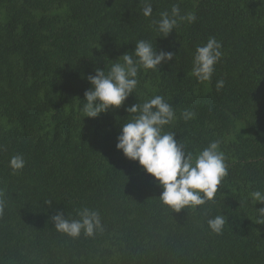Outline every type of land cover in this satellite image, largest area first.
Segmentation results:
<instances>
[{"label":"trees","instance_id":"1","mask_svg":"<svg viewBox=\"0 0 264 264\" xmlns=\"http://www.w3.org/2000/svg\"><path fill=\"white\" fill-rule=\"evenodd\" d=\"M149 2L144 17V0H0V264H264V202L251 197L264 192V0ZM173 4L196 20L158 37L152 22ZM210 37L223 55L211 81L199 82L192 60ZM141 39L174 59L141 70L119 108L83 117L87 77ZM155 95L173 106L177 119L164 130L187 151L221 142L228 174L204 205L171 211L155 179L115 147L134 115L126 108ZM184 110L195 117L185 121ZM15 155L25 160L17 172ZM85 207L103 231L55 230L58 211L79 219ZM220 214L217 235L207 220Z\"/></svg>","mask_w":264,"mask_h":264},{"label":"clouds","instance_id":"2","mask_svg":"<svg viewBox=\"0 0 264 264\" xmlns=\"http://www.w3.org/2000/svg\"><path fill=\"white\" fill-rule=\"evenodd\" d=\"M153 8L149 0H144L142 15L149 17ZM196 20L194 13L181 14L178 4H173L170 12L160 13V19L154 20L158 37H167L178 23ZM221 43L210 37L206 44L197 46L192 60L191 75L199 82H209L214 73V66L223 53ZM176 54L172 52H157L153 44L146 40H137L132 52H125L111 64L107 73L97 68L95 75L87 77L91 88L84 93L81 111L83 117L96 118L110 108H119L133 94L139 79L138 73L147 70H157L158 66L173 60ZM224 81L218 80L216 89L219 91ZM134 114L126 123H122L117 137L116 149L129 160L137 161L143 170L150 174L162 189L159 200L171 211L179 212L184 208H196L215 198L218 186L228 174L225 155L220 149V141L215 140L196 153L186 150V146L175 137V132L165 131L166 125H171L177 119L171 104L163 96L155 95L142 104L139 102L126 108ZM196 113L191 110L181 112L185 121L193 119ZM13 172L25 167L22 155H15L9 161ZM0 192V215L3 214L5 201ZM253 200L264 202V192L256 190L251 193ZM50 203V202H49ZM257 223L264 224V207L256 209ZM79 219H67L64 213L57 212L51 217L56 231L72 238H78L81 233L91 237L97 231H103L99 212L87 207L78 211ZM227 222L225 215H217L207 220L209 229L222 234Z\"/></svg>","mask_w":264,"mask_h":264}]
</instances>
